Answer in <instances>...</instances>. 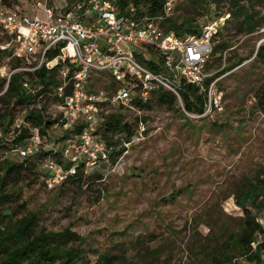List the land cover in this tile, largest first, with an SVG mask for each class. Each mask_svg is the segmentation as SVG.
Returning <instances> with one entry per match:
<instances>
[{
	"label": "rangeland",
	"instance_id": "obj_1",
	"mask_svg": "<svg viewBox=\"0 0 264 264\" xmlns=\"http://www.w3.org/2000/svg\"><path fill=\"white\" fill-rule=\"evenodd\" d=\"M66 2L53 0L52 6L62 13ZM82 2L72 16L81 11ZM19 4L25 13L38 12L43 18L30 0ZM242 5L247 6V0H176L170 14L177 24L199 31L218 19L214 46L223 39L229 43L221 60L214 53L207 63L212 68L205 71L206 77L221 74L212 81L215 90L204 95L201 113L187 112L181 98L172 110L155 100L152 110L120 107L118 112L132 125L134 136L122 144L116 163L86 168L92 179L83 187L60 183L49 187L45 163L36 164L34 157L32 172H26L19 184L8 185L19 200L0 204V213L9 209L4 223L33 212L37 230H69L81 238L69 245L85 249L90 264L104 255L115 256L114 264H200L230 235L239 233L244 215L233 192L264 164V101L259 103L257 96L264 94V59H255L257 48L264 44V24L252 33L237 32L232 13ZM253 9L264 17V0H254ZM137 48L149 59L144 48ZM3 64L5 58L0 59ZM230 64L235 65L224 72ZM6 108L5 98H0V112ZM13 115H20L19 107ZM51 132L58 137L64 131ZM0 138L10 140L8 129H0ZM48 145L44 139L43 148ZM56 145L62 147L64 142Z\"/></svg>",
	"mask_w": 264,
	"mask_h": 264
},
{
	"label": "built area",
	"instance_id": "obj_2",
	"mask_svg": "<svg viewBox=\"0 0 264 264\" xmlns=\"http://www.w3.org/2000/svg\"><path fill=\"white\" fill-rule=\"evenodd\" d=\"M52 1L30 0L42 18L38 12L25 13L19 4L7 8L0 0V36L5 37L0 49H11L5 57L7 64L0 65V80H5L0 98L12 74L18 72L25 73L22 87L31 95L30 103L12 120L16 133L28 126L29 135L3 152L26 157L39 151L45 139L40 132L42 125L24 118L32 109L40 111L42 124L50 121L52 129L80 128L78 134L65 138L61 150V159L71 163L68 169L54 157L46 159L45 166L51 174L49 187L60 183L65 173L73 172L77 162L107 159V147L95 133L97 117L102 112L132 107L135 99L146 101L150 92L159 87L180 99L181 81L202 86L207 75L205 67L214 53L213 38L221 24L216 19L200 33L183 36L166 31L160 22L170 16L176 0H163L161 14L141 18L134 16L136 8L131 1L88 0V8L75 17L73 11L56 12ZM88 10L92 14L87 15ZM137 47L144 48L149 59ZM153 63L158 65L155 70L151 68ZM42 67L56 69L57 81L47 87L39 84L34 75ZM211 90H215V82L207 89ZM257 222L260 230L251 247L254 250L263 244L264 259V214Z\"/></svg>",
	"mask_w": 264,
	"mask_h": 264
},
{
	"label": "trees",
	"instance_id": "obj_3",
	"mask_svg": "<svg viewBox=\"0 0 264 264\" xmlns=\"http://www.w3.org/2000/svg\"><path fill=\"white\" fill-rule=\"evenodd\" d=\"M127 1H131L135 5L134 16L136 18L155 16L163 11V0H123V3ZM81 2L83 7L79 12L80 14L78 13L81 16L82 10L84 11V9L88 8V0H67L62 13L75 11V7ZM19 3L20 0H4L5 7L10 9L15 8ZM247 4V6L242 5L232 13L237 21V32L246 31V33H252L264 24V17L261 16L259 11L253 9L254 0H247ZM160 25L166 31H174L178 36H183L184 31L189 34L200 33L196 27H184L181 23L177 24L172 16L166 17L160 22ZM0 38H2V40L0 39V42H2L5 37L0 36ZM228 47L229 43L224 39L214 46V53H219L218 60L222 59V52ZM10 53L11 49H0V59H4ZM255 59H264V44L257 48ZM234 65L230 64L222 70L224 72L231 70ZM151 68L155 70L158 65L153 63ZM211 68L212 65L207 64L205 71ZM55 73L56 69L47 70L42 67L36 70L34 75L38 78L39 84L47 87L57 81ZM220 74V71H218L209 77H205L202 86L190 85L181 81L178 93L187 112L201 113L204 110L206 100L203 97L210 83ZM24 76L25 73L21 72L12 74L8 88L2 97L7 102V108L4 112H0V129H8L11 138L5 142L0 138V150L2 151L0 158L3 159L0 162V204L18 202L19 198L8 189V185L10 183L19 184L23 181L26 172H32L35 163H32L31 159L34 157L37 158L36 164L42 161L46 163L47 158L54 157L57 162L64 165L65 170L68 169L71 163L61 159V150L64 145L58 147L56 141L64 142L69 134H78L80 132V128L77 127L74 130L64 131L60 136L56 137L51 132V122L46 121L45 124H42L40 111L32 109L24 118L33 124L42 125L40 132L50 145H48L47 149H44L43 142L37 153L26 157L15 156L10 153L5 154L3 151L9 150L13 145L21 144L29 135L28 126H23L18 130V133L14 131L15 128L12 126L15 108L19 107V109H22L31 100V95L22 87ZM2 81L4 82L5 80ZM257 96L258 102L262 103L264 94H261V97ZM177 99L173 92L159 87L150 92L146 101L135 99L132 103L134 107L140 110H152L153 105L151 102L155 100L156 105L172 110L177 105ZM119 109L120 107H116L107 114L102 112L95 129L96 134L99 130L101 132V134L97 135L100 136L102 143L107 147V159L98 158L92 163L83 161L75 163L73 172L65 173L59 185L63 187L66 184H78L83 187L85 181L92 179L91 176L85 173L86 168L94 167L104 162L116 163V160L124 150L123 145L127 144V142L129 143L132 136H134L132 125L123 120L122 113L118 112ZM44 170L45 174L51 176L47 167ZM233 199L244 215L241 231L234 234V237L230 235L219 247H215L209 255L199 260L200 264H242L241 258H244L248 263L264 264V259L261 256L263 244L257 245L254 250L251 247L255 233L260 230L257 218L264 214V164L259 166L254 175L244 177L239 182L233 192ZM22 206L24 207L23 204ZM8 213L9 209H3V213H0V264H90L89 259L88 261L85 260V249H80L76 245H69L71 242L82 240L75 233L69 230L61 233L37 230V216L33 212H26L24 216L12 224L4 223L9 215ZM154 255L155 252H153L151 259L154 258ZM115 258L112 255H104L98 257L93 264H114Z\"/></svg>",
	"mask_w": 264,
	"mask_h": 264
}]
</instances>
